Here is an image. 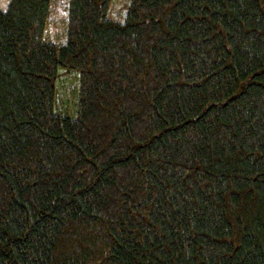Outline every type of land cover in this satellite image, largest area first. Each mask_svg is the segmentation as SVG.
I'll list each match as a JSON object with an SVG mask.
<instances>
[{
	"label": "trees",
	"instance_id": "trees-1",
	"mask_svg": "<svg viewBox=\"0 0 264 264\" xmlns=\"http://www.w3.org/2000/svg\"><path fill=\"white\" fill-rule=\"evenodd\" d=\"M113 2L0 9V264H264V0Z\"/></svg>",
	"mask_w": 264,
	"mask_h": 264
},
{
	"label": "rangeland",
	"instance_id": "rangeland-1",
	"mask_svg": "<svg viewBox=\"0 0 264 264\" xmlns=\"http://www.w3.org/2000/svg\"><path fill=\"white\" fill-rule=\"evenodd\" d=\"M11 0H0V9L7 10ZM130 0H114L108 18L123 22ZM69 0H52L51 14L44 38L56 44H64L67 35ZM79 88L75 73L62 71L57 82V112L74 116Z\"/></svg>",
	"mask_w": 264,
	"mask_h": 264
}]
</instances>
